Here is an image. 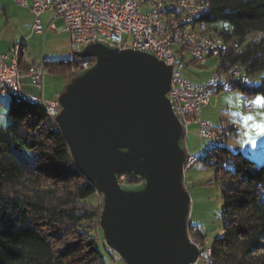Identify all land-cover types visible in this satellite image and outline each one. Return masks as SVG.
<instances>
[{
  "label": "trees",
  "instance_id": "16d2710c",
  "mask_svg": "<svg viewBox=\"0 0 264 264\" xmlns=\"http://www.w3.org/2000/svg\"><path fill=\"white\" fill-rule=\"evenodd\" d=\"M205 2L206 12L198 20L222 43L218 54L208 57L217 58L214 72L240 68L244 77L231 79L229 90L237 89L246 101L257 95L264 101V77L256 85L247 81L264 71V0ZM252 33L261 37L246 41ZM19 46L18 69L27 71L31 66L22 68V43ZM83 61L93 64L92 58L73 55L63 62L43 61L41 66L66 85ZM8 98L9 124L0 128V264H104L97 238L91 235L102 233L101 198L76 168L54 117L26 99ZM215 129L222 141L206 140L193 163L214 170L223 204L218 217L222 233L205 244L206 235L189 224V237L203 252L210 249L206 263L264 264V162L256 166L227 148V136L236 135L234 127ZM119 182L136 183L129 175Z\"/></svg>",
  "mask_w": 264,
  "mask_h": 264
},
{
  "label": "water",
  "instance_id": "95a60500",
  "mask_svg": "<svg viewBox=\"0 0 264 264\" xmlns=\"http://www.w3.org/2000/svg\"><path fill=\"white\" fill-rule=\"evenodd\" d=\"M73 55L94 61L58 95L54 121L101 198L107 247L124 264H195L200 252L187 232L185 133L167 98L171 67L102 41ZM124 175L136 183H120Z\"/></svg>",
  "mask_w": 264,
  "mask_h": 264
},
{
  "label": "built area",
  "instance_id": "2783aa9c",
  "mask_svg": "<svg viewBox=\"0 0 264 264\" xmlns=\"http://www.w3.org/2000/svg\"><path fill=\"white\" fill-rule=\"evenodd\" d=\"M21 7L27 8L34 16L32 31L41 33L40 16L52 13L54 18L62 22L61 31L69 38L71 50L81 51L85 46L102 41L118 50L133 49L148 53L166 66L171 67L170 89L167 98L175 116L180 121L185 136L191 125L198 126L199 136L211 141L210 124L200 119L201 108L209 103L208 93L212 87H219L220 91H229L231 79H242L244 73L240 68H232L227 73L214 72L209 79L194 82L185 77L186 62L177 58L175 45L184 44L174 37L166 26L160 24V15L165 9L164 0H13ZM200 12H206L203 5L176 0L172 20L177 24H184L187 32L196 36L195 46L205 48V57L194 55V47L185 45L192 54L194 63L203 64L204 59L216 56V43L207 39L200 26V34H193L188 30L191 18H198ZM52 30H57L51 23ZM16 46V45H15ZM14 48V47H13ZM12 48V50H13ZM11 51L0 55V89L8 94V89H16V95H25L33 100L44 102L49 107V114L55 117L59 112L56 101H49L43 97L26 94L21 88L20 80L10 69ZM90 65L88 61L80 62L77 66ZM48 72L44 66L28 68V79L31 86L42 91V79ZM188 154V159L191 158ZM203 264H206L204 252L197 246ZM196 264V263H195Z\"/></svg>",
  "mask_w": 264,
  "mask_h": 264
},
{
  "label": "rangeland",
  "instance_id": "374dc122",
  "mask_svg": "<svg viewBox=\"0 0 264 264\" xmlns=\"http://www.w3.org/2000/svg\"><path fill=\"white\" fill-rule=\"evenodd\" d=\"M0 22H3V19ZM33 22L34 20L31 25ZM55 27L57 30H54L55 32L50 31L49 34L45 33L41 36L31 34V42L29 47L27 46L24 56L27 61H31L33 67L41 65L43 61L60 62L61 60H68L75 53L71 50L68 35L61 31L62 23L57 22ZM1 29L2 27L0 31ZM13 31L14 27L10 23V27L3 31L1 36H12ZM252 37L260 38L261 34L252 33L246 37V41H249ZM19 44H16V46ZM182 57L186 63H194L187 54H183ZM216 66L217 58L211 57L207 59L205 64L187 66L186 74L187 76L190 75L192 81L201 82L198 80L204 81L210 78ZM262 77H264V71L249 76L247 81L249 84L256 85ZM60 84L63 85V82L59 79L51 80L47 77L44 81V87L47 91H52V94L53 89H57ZM2 96L0 94V128H6L9 124L7 117L9 99ZM250 104H252V110L247 107ZM199 117L201 120H208L212 128L234 127L236 135L227 136L225 141L227 148L234 153L241 152L249 157L256 166L264 162L261 151L256 149L260 144L264 145V101L260 95L253 97L251 101H246L237 89L220 91L211 97V103L202 111ZM198 132V126L191 125L185 136L186 151L192 158L200 156L207 144L206 139L200 137ZM189 163L187 162L184 168L185 188L190 197L189 224L197 226L200 232L206 235L204 243L208 244L222 233L218 217L223 204L219 188L215 182L216 175L213 168L207 167L201 162L191 163L193 166ZM95 200L98 203V197ZM91 235L97 238L96 246L101 252L104 264H124L107 247L103 233L92 232ZM189 240L191 242L190 238ZM193 244L195 243L193 242ZM195 245L199 246L198 244ZM196 264H203L202 258H199Z\"/></svg>",
  "mask_w": 264,
  "mask_h": 264
},
{
  "label": "crops",
  "instance_id": "0c3cea01",
  "mask_svg": "<svg viewBox=\"0 0 264 264\" xmlns=\"http://www.w3.org/2000/svg\"><path fill=\"white\" fill-rule=\"evenodd\" d=\"M1 19H3V22H0L1 23L0 26L2 27V29L0 31V55L9 53L11 51V49L16 44L22 43V49H23V56H22V61L23 62H22V65H21L22 68L26 67L25 64L28 65V66H33V64H31V61H27L25 59V56H24L25 55V50L29 47V43L31 42V34L32 35L34 34V35H37V36H41V35H43L45 33L49 34L50 31H54V30L49 28L51 23L54 26L56 25L57 22L62 23L59 19L54 18L52 13H43L40 16V23H41L42 31H41V33H38V34L34 33L32 31V25L33 24L31 25V22L34 20L33 14L30 12L29 9L21 7L20 5L15 3L13 0H0V21H1ZM10 23L14 27V31L12 32L13 33L12 36H1L3 31H5L7 28L10 27ZM62 33H64V32H62ZM60 62H63V60H61ZM191 65H195V64L192 63ZM47 77H48V79H51V80H58L59 79V80H61L63 82V85L60 84L57 89H53L54 90L53 94H52V91L49 92L44 87V81H45V79ZM198 81H202V80L200 79ZM20 82H23L21 84V87H22V90L25 93H28V94H31V95H35V96H41L44 99L49 100V101H57L58 93H60L62 91L63 87L65 86V82L62 79H60L59 77L53 76L49 72H47L44 75V77H43V81H42L43 88H42V91H38L36 88L31 86L30 80L28 78H26V77H23L20 80ZM31 90L33 91L32 93H31ZM4 97H8V96H4ZM9 102H10V99H9ZM210 103H211V98L209 100V103L201 108L200 116L202 114V111ZM249 106L251 107L252 104H250ZM8 107H9V103H8ZM202 121L208 122V120H206V119H202ZM258 149L260 151L261 150L264 151V145L260 144Z\"/></svg>",
  "mask_w": 264,
  "mask_h": 264
},
{
  "label": "bare ground",
  "instance_id": "6f19581e",
  "mask_svg": "<svg viewBox=\"0 0 264 264\" xmlns=\"http://www.w3.org/2000/svg\"><path fill=\"white\" fill-rule=\"evenodd\" d=\"M177 1L197 3V4L203 5L205 10L207 8L206 7L207 3L205 2V0H177ZM175 3H176V0H164L165 9L162 11V13L160 15V24H162L163 26H166L167 30H169L170 33H174L175 38L180 39L184 44H187L188 47H194V55H196L198 57H205V48L202 46H195L196 36H193L191 33L187 32L184 24H177L176 21L171 19V17L174 16ZM201 13H204V12H200L199 16ZM199 16H198V18H191L190 22L188 23V30L192 31L193 34H200V26H204L203 27V34H205L207 36V39L212 40L216 43V52L218 53V50L222 45L221 40L219 38H217L216 36H213V34L210 33L207 25L199 22V20H198ZM184 44L175 45V54H176L177 58H179L183 61H184V59L182 57L183 54H187L188 56H190V58H192V54H190L186 50ZM19 47L20 46L17 45V46H14L13 50L11 49L10 69H12V72L15 75H17L18 77H28V70L25 72H21L18 70V56H19V50H20ZM75 52H77V51H75ZM206 60L207 59L203 60V64L206 62ZM39 66H41V65H39ZM89 67H90V65L82 66L80 68V71L84 70L86 68H89ZM30 68H35V67L31 66ZM42 81H43V79H42ZM42 88H43V84H42ZM218 88L219 87H212V89H210V93H208V101L211 98V96L216 93ZM0 94L4 95V96H11V97L18 98V99H26L30 103L40 106L51 117V115L49 114V107H46L44 105V102L33 100L31 97H27L25 95H16V89H8V94L4 93V91L2 89H0ZM26 94H28V93H26ZM39 97H41V96H39ZM210 130L212 133V139L210 142L217 143V144L219 143V141L221 142L222 140L220 137V135H221L220 132L218 130H216L215 128H212L211 126H210ZM187 156H188V153H187ZM193 161H194V158L191 157L188 159V157H187V162L188 163L190 162L189 163L190 165H191V163H193ZM188 231H189V221L187 224V232ZM188 238L191 239V243L194 242L193 241L194 238L192 239L191 237H189V232H188ZM210 253H211L210 249H207L204 252L205 258H208L210 256ZM198 259H199V257H198ZM206 264H209V263H206Z\"/></svg>",
  "mask_w": 264,
  "mask_h": 264
}]
</instances>
